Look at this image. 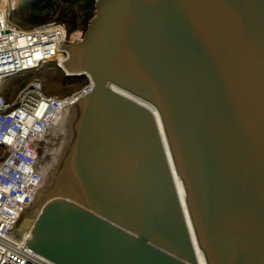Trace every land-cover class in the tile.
Segmentation results:
<instances>
[{
  "label": "water",
  "instance_id": "obj_1",
  "mask_svg": "<svg viewBox=\"0 0 264 264\" xmlns=\"http://www.w3.org/2000/svg\"><path fill=\"white\" fill-rule=\"evenodd\" d=\"M62 49L93 89L29 246L57 264H198L159 113L207 264H264V0H96Z\"/></svg>",
  "mask_w": 264,
  "mask_h": 264
},
{
  "label": "built area",
  "instance_id": "obj_2",
  "mask_svg": "<svg viewBox=\"0 0 264 264\" xmlns=\"http://www.w3.org/2000/svg\"><path fill=\"white\" fill-rule=\"evenodd\" d=\"M17 7L15 0H0V264H57L29 246L32 225L25 230L23 222L45 186L49 169L41 150L47 149L51 129L92 91L93 82L85 75L86 83L66 97L47 94L39 78L12 100L4 91L10 78L32 70L65 71L69 53L62 45L81 42L86 29L61 23L24 29L12 20Z\"/></svg>",
  "mask_w": 264,
  "mask_h": 264
},
{
  "label": "trees",
  "instance_id": "obj_3",
  "mask_svg": "<svg viewBox=\"0 0 264 264\" xmlns=\"http://www.w3.org/2000/svg\"><path fill=\"white\" fill-rule=\"evenodd\" d=\"M96 0H24L18 5L12 20L18 26L29 29L49 23H61L70 29L87 27L91 17L95 13ZM41 75L44 91L49 95L72 94L80 89L87 81L85 75L69 76L59 67L42 69L38 71ZM53 81L58 84L54 90L49 91V83ZM49 88V89H48ZM8 94V93H7ZM6 94V95H7ZM10 99V96H6ZM45 149V148H44ZM43 149V151H44Z\"/></svg>",
  "mask_w": 264,
  "mask_h": 264
},
{
  "label": "bare ground",
  "instance_id": "obj_4",
  "mask_svg": "<svg viewBox=\"0 0 264 264\" xmlns=\"http://www.w3.org/2000/svg\"><path fill=\"white\" fill-rule=\"evenodd\" d=\"M66 69L68 70L67 66H66ZM129 96H131L132 98H135L137 100H140L138 97H136V96H134L132 94H129ZM142 102H144L146 105L147 104L150 105L146 101L142 100ZM73 116H74V111H73V108H72L70 110V112H68L67 115H65V116H63L61 118H58L55 121V125L51 129V132L53 131V132H58V133L60 132L61 134H65V137H64L63 141H60L58 155H57V157H54L53 160H52V162H53L52 163V167L49 169V170H51V172H53L54 168L56 167V164L59 161V158H60V156L62 154V151H63V149L65 148V146L67 145V143H68V141L70 139L69 138V130L71 131L70 124H71V120H72ZM156 116L158 118V122H159V126H160V132H161L162 138L164 140V144H165V148H166V151H167V154H168V158H169L170 164H171L172 169H173V173H174V177H175V181H176V186H177V190H178V195H179L180 201L182 203V206L184 208V211L186 213V217L188 219V223H189V226H190V231H191V234H192V238H193L194 243H195L196 252H197V255H198V264H207L205 253L200 248V245L198 243L197 236H196V233H195V230H194V226H193V223H192L191 218H190V213H189L188 204H187V192H186V188H185L184 182L180 178V176H179V174H178V172H177V170L175 168L174 160H173V157H172V153H171V150H170V147H169V143H168V140H167L165 129H164L163 123L161 121L159 113L158 114L156 113ZM49 138H51V136H49ZM49 138H48V140H49ZM48 173H49V171H48ZM66 176L64 175V177H66ZM46 180H47V178H46ZM36 201H38V198H36L34 205L36 204ZM34 205L32 207H34ZM40 209H41V207L39 206L38 209L36 210V212L30 214V217H28L29 220L26 219L27 221L25 220L23 222V227L25 228V230H29L30 229V227L32 225V222L30 221V219H32V220L35 219L37 217V215L39 214Z\"/></svg>",
  "mask_w": 264,
  "mask_h": 264
},
{
  "label": "rangeland",
  "instance_id": "obj_5",
  "mask_svg": "<svg viewBox=\"0 0 264 264\" xmlns=\"http://www.w3.org/2000/svg\"><path fill=\"white\" fill-rule=\"evenodd\" d=\"M17 1V5H22L23 1L24 0H15V2ZM64 25V24H63ZM65 26V25H64ZM83 28L82 26H80V29ZM86 29V28H85ZM35 78H41V75L40 73L37 71V70H32V71H29V72H26L24 74H21L19 76H15L13 78H10L7 82H6V88H5V94H7L6 96H10V100L14 99V97L16 96L17 92L19 91V89L21 87H23L26 83H28L29 81L35 79ZM58 84L53 82V81H50L49 83V91L52 93H56L54 90L56 89H59L58 87ZM76 91V90H75ZM74 91V92H75ZM71 95V94H69ZM69 95H64L62 93H59L58 97H66V96H69ZM73 118L75 119V117L73 116ZM71 120V124L73 122V119ZM55 134V135H54ZM70 135H71V131L69 130V138H70ZM50 136L51 137H54V140H52V143H48V146H47V149L45 148L44 151L41 150V155H42V161H43V165L48 169H50L52 167V160L54 157H57L58 155V150H59V146H60V141H63L64 137H65V134H61L60 132H51L50 133ZM49 142V141H48ZM68 145V144H67ZM66 150V147L63 149V153L65 152ZM3 152V149L0 148V154ZM51 173V170H49V176ZM49 180H52V176L50 177ZM55 184L51 181V182H45V186L44 188L42 189V194L39 198V201L34 205V207H31L28 212L26 213V216H25V220L28 219V217H30V214L36 212V210L38 209L39 206H41L45 200H46V196L50 194V192L53 190ZM62 190L63 191H66L68 190V187L67 186H63L62 187ZM40 192V193H41ZM29 220V219H28ZM34 220V219H33ZM32 219H30L31 222H33ZM24 221V220H23ZM27 221V220H26Z\"/></svg>",
  "mask_w": 264,
  "mask_h": 264
},
{
  "label": "flooded vegetation",
  "instance_id": "obj_6",
  "mask_svg": "<svg viewBox=\"0 0 264 264\" xmlns=\"http://www.w3.org/2000/svg\"><path fill=\"white\" fill-rule=\"evenodd\" d=\"M94 6H95V5H94ZM52 140H54V137L49 138V142H48V143H49V144L52 143ZM58 162H60V159H59ZM57 164H58V163H57ZM57 164H56V165H57Z\"/></svg>",
  "mask_w": 264,
  "mask_h": 264
}]
</instances>
